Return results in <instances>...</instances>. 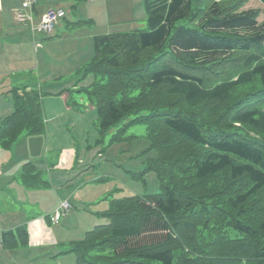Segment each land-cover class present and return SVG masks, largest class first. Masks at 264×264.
Returning a JSON list of instances; mask_svg holds the SVG:
<instances>
[{
  "label": "trees",
  "instance_id": "16d2710c",
  "mask_svg": "<svg viewBox=\"0 0 264 264\" xmlns=\"http://www.w3.org/2000/svg\"><path fill=\"white\" fill-rule=\"evenodd\" d=\"M144 3L147 31L93 37L82 70L94 80L78 92L100 133L145 126L156 154L145 170L160 192L110 200L98 214L107 222L73 242L75 264H264V10L243 9L247 0ZM36 4L21 10L28 17ZM9 94L3 150L45 132L39 90ZM20 179L48 186L30 162ZM1 243L27 247L25 225L2 232Z\"/></svg>",
  "mask_w": 264,
  "mask_h": 264
},
{
  "label": "rangeland",
  "instance_id": "374dc122",
  "mask_svg": "<svg viewBox=\"0 0 264 264\" xmlns=\"http://www.w3.org/2000/svg\"><path fill=\"white\" fill-rule=\"evenodd\" d=\"M50 1L52 0L48 2ZM3 2L16 5L18 9L22 6L21 0H3ZM52 2L55 4L52 9L65 12V19H61L56 24L52 35L32 37L31 32L24 26V31L20 33L17 42L1 40L4 50L0 49V51L8 60L3 64L11 69L1 76L6 86H10L13 76L18 74L17 77L23 76L24 79L12 86L28 85L29 88L36 89L38 77L44 75L46 81L51 80L52 83L47 91L58 88L54 85L56 84L64 86L61 88H66L70 93H63L64 89L56 96L43 93L42 100L46 102L52 97L58 98L61 94L66 96L69 94L71 100L68 107L66 105L70 113L64 115L61 114L58 105H49L46 102L49 110H53V114L47 115L42 107L46 122L45 132L34 136L23 134L10 150H1L5 154L0 155V171L4 163L12 164L13 158L18 159L28 154L27 151L37 155L35 163L40 169V179L48 186L28 189L21 182L20 172L15 176V182L21 189L8 187L3 190L8 183L0 182V230L6 225L20 223L22 217H29L26 224H23L28 233L27 247L9 250L13 252L6 257L5 251L8 250L3 248L0 240V264H75L73 242L82 240L85 232L96 224L101 225L106 222L105 218L99 217L98 214L104 211L110 200L160 192L157 175L153 171L145 170L146 161L156 155L154 151L147 150L149 143L145 137V126L138 124L124 127L123 123H127L124 121L100 133L95 107L89 102L85 93L78 92L94 80L91 74L83 76L82 70L83 66L90 63L93 56L94 36L148 30L144 0H55ZM248 8L258 9L261 13L264 10V6L258 0H247L243 9ZM263 16L261 14L259 22L263 20ZM32 23L36 24L34 20ZM7 45L11 47L6 48ZM9 57L12 59L10 60ZM1 101L4 102V99ZM61 102L63 103L62 100ZM12 110L13 102L9 96L7 103L0 107V112L6 116ZM56 114L59 119L52 118ZM48 129H50L49 134L46 132ZM48 135L52 138L48 142L51 151L49 155L56 153L59 145L70 144L76 148L74 169L69 172L66 179H60L62 186L55 190L54 181L50 178L53 172L49 173L51 166H46V157L41 160L39 156L42 145L34 142L35 140L29 145L33 137L36 140L41 139L43 144ZM8 190L15 195H20L26 190L29 192L30 202H39L45 206L47 212L53 202L59 205L63 198L70 200L68 202L71 204V209L62 215L56 224L46 218L47 213L43 214L45 211L33 210L32 213L35 214L24 215L19 212V203L12 199ZM51 218L53 219V215ZM38 219H41L43 225L40 235L35 234L36 230L32 225ZM28 224L30 225L27 227ZM54 240L60 244L56 242L57 247H50ZM70 240L73 242L68 243ZM56 252L59 253L53 257Z\"/></svg>",
  "mask_w": 264,
  "mask_h": 264
},
{
  "label": "crops",
  "instance_id": "0c3cea01",
  "mask_svg": "<svg viewBox=\"0 0 264 264\" xmlns=\"http://www.w3.org/2000/svg\"><path fill=\"white\" fill-rule=\"evenodd\" d=\"M48 1L49 0H37V4L35 5V7L33 9V13H31V15L28 16V19H26L24 21L17 22V20H18V16L17 15L18 14H20V15H24L25 14L24 16L27 17V15H28L27 12H24L23 10H21V7H19V9H18L16 5L15 6L8 5L7 2H3V0H0V49L1 50H4L3 49L4 47L1 44V40L2 39L8 40V41H13V40L15 41L16 40L15 42H17V40L19 39L20 33H23V31H24V26H26L27 29L31 32L32 37L35 36V35H43L38 30L33 31V28H34V26L36 27L37 23L41 20L43 14L48 9L54 8L53 6H55V4L52 1H55V0H52L50 2H48ZM16 13H18V14L16 15ZM32 20H34L36 24H33ZM27 22H30L31 24L28 25ZM7 43L11 44V42H7ZM10 47H11L10 45L6 46V48H10ZM11 59L12 58H10V60ZM4 61L8 62L7 56L3 55V52L0 51V107L5 102L7 103V97L11 96L9 94V91L18 87V86H12V85H14L15 83H17L19 81L22 82V80L24 79L23 76L17 77V75H18L17 74L15 76H13L14 79L12 80V83L10 84V86H6L3 83L5 81L1 80V76L5 75L8 72H10L11 69H9L7 65L3 64ZM50 82H51V80L50 81H46V77L44 75H42V77H38V86H36L35 88L38 89L39 92L42 95H43V93H51V94H53V96H56L57 93H59L62 89H64V88H61V87H64V86H60V85L54 84L58 88L47 91V89L50 88V84H52ZM6 87H9V89L6 88ZM22 87H27L29 89L30 86L23 85ZM22 87H18V88H22ZM47 96H52V95L47 94ZM1 99H4V102L1 101ZM50 100H47L46 102H48L49 105H52V104L58 105V108L61 110V114L62 115L70 113V109L68 110V108H67L68 105H67V102H66V100H67V96L66 95H61L58 98L52 97V98H50ZM61 100L63 101V103L61 102ZM42 101H43L42 107H43L44 113H46L47 115L53 114V110L52 111L49 110L48 105L45 102V100H42ZM42 101H41V103H42ZM66 105H67V107H66ZM45 109H47V110H45ZM12 111H11V113H12ZM11 113H9L8 115L5 116V114L3 112H0V122L3 121L6 117L10 116ZM55 117H58V114L54 115L52 118H55ZM56 119H59V117L56 118ZM45 124H46V122H45ZM46 132L49 134L50 133V129L46 130ZM31 140L32 141L29 142V145L33 143V140H35L34 142H38V143H40L42 145V148H41L39 156L41 157V160L45 159V157H46V161H47L46 166L47 167L51 166V170H49V173L51 174L53 172V174H51L52 177L50 176V178H51V181H54V190L58 189L59 186H62V182L60 181V179H66L68 177V175H69V172L74 169V165H75V161H76V148H75V146L74 145H70V144L69 145H63V146L59 145V150L56 153H50V155H49L48 153L51 152V151L48 148V145H49L48 142L50 140H52L50 135L45 137V141H44L43 144L41 143V139H37L36 140L33 137V139H31ZM28 149L29 148L27 146V150ZM1 150H2V148L0 149V155L5 154L4 151H1ZM14 152L16 154V151H14ZM27 153L28 154H24L22 157H20L18 159L13 158L12 159V164H11V162H10V164H9V162L3 164V169H2V171H0V182H1V184L8 183V186L4 187L3 190L8 188V187L15 188V189H21L20 185L15 182V176L17 175V173H19V172L21 173L22 166L24 164L28 163V162L33 163L36 166L35 161H37L36 160L37 159V155L35 156L34 154H31L28 151H27ZM13 154H11V156L14 157ZM39 171H40V169H39ZM56 173H59V174H56ZM57 183H58V185H57ZM50 188H51V185H50ZM20 191H22V190H20ZM5 192H6V190H5ZM7 192L9 193V195H11L12 199L16 203H19V206H20L19 212L21 214H24V215L25 214H27V215L35 214V213H32L33 210L36 211V212L37 211H39V212L40 211H45L43 214L47 213L46 214V218H49V220L51 222H54L53 220H51L52 219L51 217H52L53 213L55 212V210L59 207L60 203L62 201H65V200L66 201H70L67 198H63V200L60 201L59 205L57 203L53 202V205H52L51 209L47 212L45 210V206L41 205L39 202H37V201L30 202L29 195H28L29 192H27L26 190L22 191V194H20L21 196L19 194L15 195L11 190H8ZM33 193H35V192H33ZM16 197H17V200H16ZM20 198H22V200H18ZM106 208H107V205H106L104 210H106ZM28 218H29L28 216L27 217H22L20 219V223H18V224H10V225L4 226V228L2 230H0V234L2 232H6V231H14L17 227L22 226L23 224H26V222L28 221L27 220ZM57 222H55V224ZM29 225L30 224H28L27 227ZM32 225H34V227H35V230H36L35 234L40 235V230L43 227V225L41 223V219H38L36 222L32 223ZM96 225H98V224H96ZM87 231H89V230H87ZM56 242L58 244H60V242L54 240L51 243L50 247H57L58 245L55 244ZM71 242H73V241L70 240L68 243H71ZM11 252H13V251H11ZM11 252L9 250L5 251V253L7 254L6 257ZM58 253L59 252L54 253L53 257H55L56 254H58Z\"/></svg>",
  "mask_w": 264,
  "mask_h": 264
},
{
  "label": "built area",
  "instance_id": "2783aa9c",
  "mask_svg": "<svg viewBox=\"0 0 264 264\" xmlns=\"http://www.w3.org/2000/svg\"><path fill=\"white\" fill-rule=\"evenodd\" d=\"M37 0H23L22 7L30 8ZM18 20L24 21L28 17L18 14ZM65 16L63 10L48 9L42 16L40 22L36 25L35 29L45 35H51L54 31L56 24ZM71 209V204L68 201H62L53 215V221L57 222L59 218Z\"/></svg>",
  "mask_w": 264,
  "mask_h": 264
}]
</instances>
